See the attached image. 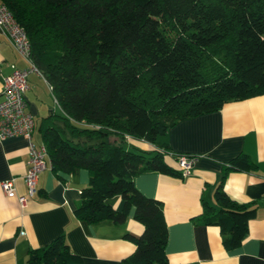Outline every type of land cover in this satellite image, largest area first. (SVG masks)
Segmentation results:
<instances>
[{"label":"trees","instance_id":"trees-1","mask_svg":"<svg viewBox=\"0 0 264 264\" xmlns=\"http://www.w3.org/2000/svg\"><path fill=\"white\" fill-rule=\"evenodd\" d=\"M25 28L36 66L61 111L38 129L52 170L89 171L74 214L87 223L119 224L131 209L144 225L127 237L134 251L122 264H169L163 202L135 186L159 172L182 177L179 153L158 138L184 119L227 102L264 95V0H0ZM152 139V151L125 136ZM108 137L113 138L109 140ZM242 152L223 169L218 209L203 200L197 222L220 227L228 251L239 248L256 215L225 190L231 171L257 170ZM120 196L123 208L108 200ZM26 264H84L64 235L32 248Z\"/></svg>","mask_w":264,"mask_h":264},{"label":"crops","instance_id":"crops-1","mask_svg":"<svg viewBox=\"0 0 264 264\" xmlns=\"http://www.w3.org/2000/svg\"><path fill=\"white\" fill-rule=\"evenodd\" d=\"M12 65L21 69L29 62L17 53L0 30V94L2 78ZM27 108L36 118L34 140L43 143L38 126L51 111L60 112L52 88L39 73L29 75ZM39 134V139L36 137ZM126 138L128 147L143 151L155 147L146 136L137 141ZM113 139V138H112ZM158 141L168 143L175 153L197 156L192 174L186 178L149 172L135 178L136 188L164 205L169 238L166 253L169 264H264V95L227 102L220 110L181 120ZM28 141L23 137L0 140V264H26L29 251L64 235L84 264H122L135 244L127 237L140 235L144 225L134 217L116 224L110 219L87 223L74 214L81 189L89 183V171L72 173L52 170L50 159L40 174L37 193L25 205L18 196L27 193ZM245 152L257 163V170L231 171L225 180L227 194L239 203H255L256 215L242 245L228 251L220 227L197 222L203 200L218 209L215 190L223 169L232 158ZM179 168L172 159L168 160ZM14 179L17 195L10 197L2 182ZM123 208L120 196L108 200ZM23 232V233H22Z\"/></svg>","mask_w":264,"mask_h":264},{"label":"built area","instance_id":"built-area-1","mask_svg":"<svg viewBox=\"0 0 264 264\" xmlns=\"http://www.w3.org/2000/svg\"><path fill=\"white\" fill-rule=\"evenodd\" d=\"M0 30L17 53L29 62L26 69L12 65L11 73L2 78L3 90L0 94V140L23 137L28 141L29 160L25 175L27 193L18 196L20 203L25 205L37 193L40 174L47 168L49 160L45 143L37 144L34 140L37 122L35 115L27 108L26 98L30 88L29 75L33 72L43 74L33 61L31 42L25 28L5 3H0ZM197 159V156L186 154L178 156V167L183 178L192 174ZM2 187L8 196L17 195L14 179L3 181Z\"/></svg>","mask_w":264,"mask_h":264},{"label":"rangeland","instance_id":"rangeland-1","mask_svg":"<svg viewBox=\"0 0 264 264\" xmlns=\"http://www.w3.org/2000/svg\"><path fill=\"white\" fill-rule=\"evenodd\" d=\"M36 137L38 138V140H40V139H39V134H38V132H36ZM108 139H109V140H113L111 137H108Z\"/></svg>","mask_w":264,"mask_h":264}]
</instances>
